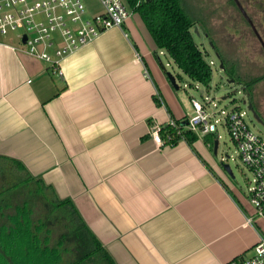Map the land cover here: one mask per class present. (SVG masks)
I'll use <instances>...</instances> for the list:
<instances>
[{"label": "crops", "instance_id": "1", "mask_svg": "<svg viewBox=\"0 0 264 264\" xmlns=\"http://www.w3.org/2000/svg\"><path fill=\"white\" fill-rule=\"evenodd\" d=\"M20 47L15 34L0 35V171L71 199L117 264L253 254L264 219L207 134L164 146L151 135L190 113L139 13L66 56L61 75Z\"/></svg>", "mask_w": 264, "mask_h": 264}, {"label": "trees", "instance_id": "2", "mask_svg": "<svg viewBox=\"0 0 264 264\" xmlns=\"http://www.w3.org/2000/svg\"><path fill=\"white\" fill-rule=\"evenodd\" d=\"M126 3L139 13L158 48L168 53L180 71L194 82L209 86L213 70L195 41L192 28L197 20L187 12L184 0ZM214 46L229 78L243 84L255 109V87L264 80V74L243 77L226 66L224 55L218 45ZM161 67L166 70L163 63ZM162 132L172 136V144L183 135L191 145L199 138L194 131L181 134L169 126ZM205 138L214 148L217 136L212 133ZM17 163L25 169L21 162ZM14 175L0 171V264H117L71 199L56 196L41 178L30 175L17 179Z\"/></svg>", "mask_w": 264, "mask_h": 264}, {"label": "built area", "instance_id": "3", "mask_svg": "<svg viewBox=\"0 0 264 264\" xmlns=\"http://www.w3.org/2000/svg\"><path fill=\"white\" fill-rule=\"evenodd\" d=\"M99 1L103 11L92 13L84 0H0V35L18 32L20 48L47 62L52 71L61 75L66 56L90 44L107 29H122L131 14L126 0ZM191 103L194 115L181 121L170 118L164 125L154 126L151 129L154 141L158 146L172 144V136L163 135L166 126L176 128L181 134L191 130L199 135L216 134L220 124L225 126L240 161L252 174L248 196L254 215L264 219V135L250 129L244 119L245 112L238 107L230 112L222 110L217 117V112L208 111L197 98L191 97ZM181 140L186 137L183 135ZM229 158V155L222 157V162ZM251 221L253 216L249 217ZM226 264H264V235L253 246L252 255L239 256Z\"/></svg>", "mask_w": 264, "mask_h": 264}, {"label": "rangeland", "instance_id": "4", "mask_svg": "<svg viewBox=\"0 0 264 264\" xmlns=\"http://www.w3.org/2000/svg\"><path fill=\"white\" fill-rule=\"evenodd\" d=\"M246 12L249 19L257 28L264 41V0H237ZM236 0H184L189 15L197 20L192 28L195 41L200 46L213 75L209 86L194 82L184 75L166 51L163 50L161 58L167 72L171 73L179 86L177 90L180 99L188 107L190 115H194L191 97L197 98L207 106L208 111H232L238 107L245 112L244 119L254 132L264 135V80L255 87L257 96V111L261 120L249 108V96L238 81L229 82V76L223 60L218 54L214 44L224 55L226 66L234 69L243 77H253L264 74V47L257 37L250 22L245 17ZM92 13L103 11L99 0H84ZM18 32H12L17 34ZM225 97V98H224ZM255 108V109H256ZM225 116V114H222ZM263 117V118H262ZM218 133L220 138H218ZM215 134L219 141L218 160L226 155L224 163H228L235 175L233 183L243 194L248 195L249 180L252 178L250 171L243 165L238 156V149L233 143L228 129L219 125Z\"/></svg>", "mask_w": 264, "mask_h": 264}, {"label": "water", "instance_id": "5", "mask_svg": "<svg viewBox=\"0 0 264 264\" xmlns=\"http://www.w3.org/2000/svg\"><path fill=\"white\" fill-rule=\"evenodd\" d=\"M237 1V0H236ZM238 2V1H237ZM238 5L240 6V8L242 9V12L245 14V17L248 19V21L250 22V25L251 27L253 28L254 32L256 33L257 37L259 38V40L261 41L262 43V46L264 47V41L261 37V35L259 34L257 28L255 27V25L253 24V22L249 19V17L247 16L246 12L243 10L242 6L239 4L238 2ZM24 40H26V37H24ZM223 66V64H222ZM168 76H169V79L171 81V83L175 86V88H178L179 86L177 85L176 83V79L175 77L171 74V73H168ZM229 82H234V79H229ZM225 98V97H224ZM249 108L252 109L255 113V115L261 120V117L258 115L257 112H255V109L253 108V106L251 104H249ZM218 146H219V141L216 140L215 141V145H214V153L217 154L218 152ZM228 158V156H227ZM222 165H223V168L224 170L233 178L235 179V175L233 173V170L231 168V166L228 164V163H224L222 162Z\"/></svg>", "mask_w": 264, "mask_h": 264}]
</instances>
